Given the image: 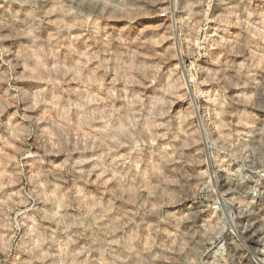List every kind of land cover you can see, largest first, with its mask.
I'll list each match as a JSON object with an SVG mask.
<instances>
[{"label": "clouds", "instance_id": "9594fccd", "mask_svg": "<svg viewBox=\"0 0 264 264\" xmlns=\"http://www.w3.org/2000/svg\"><path fill=\"white\" fill-rule=\"evenodd\" d=\"M0 264H264V0H0Z\"/></svg>", "mask_w": 264, "mask_h": 264}]
</instances>
